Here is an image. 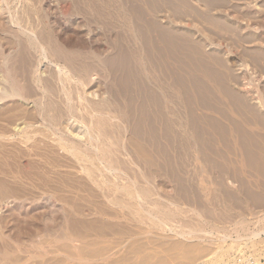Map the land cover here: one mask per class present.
Masks as SVG:
<instances>
[{
	"label": "rangeland",
	"instance_id": "obj_1",
	"mask_svg": "<svg viewBox=\"0 0 264 264\" xmlns=\"http://www.w3.org/2000/svg\"><path fill=\"white\" fill-rule=\"evenodd\" d=\"M0 264H264V0H0Z\"/></svg>",
	"mask_w": 264,
	"mask_h": 264
},
{
	"label": "bare ground",
	"instance_id": "obj_2",
	"mask_svg": "<svg viewBox=\"0 0 264 264\" xmlns=\"http://www.w3.org/2000/svg\"><path fill=\"white\" fill-rule=\"evenodd\" d=\"M166 41H167V40H166ZM169 41H171V40H169ZM174 43H176V42H174ZM176 44H177V43H176ZM171 45H172V44H171ZM178 46H179V45H178ZM175 47H176V46H175ZM168 49H169V48H168ZM177 50H179V49H177ZM200 63H202V62H200ZM204 63H205V62H204ZM128 67H129V66H128ZM129 74H130V73H129ZM211 75H212V77L214 76L213 73H211ZM216 75H217V74H216ZM216 77H217V76H216ZM216 77H215V78H216ZM218 77H219V76H218ZM215 78H214V79H215ZM212 79H213V78H212ZM217 79H218V78H217ZM202 80H203V79H202ZM215 80H216V79H215ZM216 82H218V81L216 80ZM198 84H199V83H198ZM13 87H14V86H13ZM192 87H193V86H192ZM220 88H222V87H220ZM203 90H204V89H203ZM194 91H195V90H194ZM207 91H208V90H207ZM199 92H200V91H199ZM202 92H203V91H202ZM12 93H15V92L12 90ZM12 93H9V92H8V94H10V95H11ZM205 94H206V93H205ZM2 95H3V94H2ZM4 95H5V94H4ZM6 95H7V94H6ZM203 95H204V94H203ZM206 95H207V94H206ZM206 95H205V97H207ZM15 96H18V95H15ZM201 96H202V95H201ZM3 97H4V96H3ZM5 97H6V96H5ZM209 97H210V96H209ZM190 100H191V99H190ZM190 100H189V101H190ZM203 101H204V100H203ZM193 102H194V100H193ZM205 102H207V101L205 100ZM205 102H204V103H205ZM146 120H147V119H146ZM152 128H153V127H152ZM238 130H239V129H238ZM234 131H235V130H234ZM239 131H241V130H239ZM242 132H243V131H242ZM216 133H217V132H216ZM240 133H241V132H240ZM139 134H140V133H139ZM139 134H138V135H139ZM142 134H143V133H142ZM240 135H242V134H240ZM243 135H244V134H243ZM245 136H246V135H245ZM245 136H244V140L246 139ZM142 137H143V136H142ZM249 137H250V136H249ZM249 137H248V138H249ZM242 139H243V138H242ZM250 140H251V139H250ZM239 142H240V141H239ZM251 142H252V141H251ZM242 143L245 144V142H243V141H242ZM248 143H250V142H248ZM252 146H253V145H252ZM250 147H251V146H249V148H250ZM249 148H248V151H247V152L250 153V150H251V149L249 150ZM247 152H246V153H247ZM250 156H251V153H250L249 157H250Z\"/></svg>",
	"mask_w": 264,
	"mask_h": 264
}]
</instances>
